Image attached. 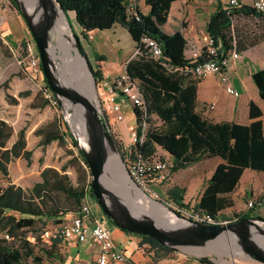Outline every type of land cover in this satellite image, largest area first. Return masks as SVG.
I'll list each match as a JSON object with an SVG mask.
<instances>
[{
  "label": "trees",
  "instance_id": "obj_1",
  "mask_svg": "<svg viewBox=\"0 0 264 264\" xmlns=\"http://www.w3.org/2000/svg\"><path fill=\"white\" fill-rule=\"evenodd\" d=\"M8 1L16 9L13 1ZM171 1L144 0L148 6L147 12L142 13L136 7L135 17L126 12V0H57L66 13L73 11V18L79 27L80 35L91 29L108 28L114 22H118L126 28L134 46L141 35H149L160 45L161 57L164 61L172 65L184 66L186 60L182 56L184 39L181 33L179 31L165 33L160 29ZM237 13L256 17L259 21L255 22V25L261 26L260 31L248 30L244 24L237 25L234 20V15ZM205 29L208 34L220 41L223 51L231 48L238 51L264 38V12H256L250 6L228 10L218 6L209 15ZM79 45L83 51L80 43ZM89 66L95 81L102 78L98 67H93L90 63ZM124 70L135 81L141 92L147 113L154 114L158 120L152 122L150 117L144 119L146 122L144 137L140 142L137 141L130 146L129 157L133 158L137 154L141 158L148 159L156 150L161 149L173 159L174 166L171 171H174L196 161L217 156L221 160L214 164L199 196L191 206L183 201L184 187L177 184L166 187L164 199L175 205L176 208L169 207L176 212H178L177 208L185 207L209 215H215L222 208L232 205L228 193L235 188L242 169L249 167L264 170V136L259 118L260 108L253 101H248L247 114L252 120L247 124L213 121L205 117L201 110L195 109L194 82L179 85V77L188 76L187 74L177 70H167L145 53H134L125 63ZM250 77L259 97L264 100V67L253 70ZM191 80L196 79L191 78ZM7 81L8 78L1 81L0 88L5 90L8 86ZM29 93V89H23L16 95L23 97ZM38 95L40 100L35 102ZM3 97L9 103L17 102V98L6 91ZM47 103L48 100L42 96V93L36 92L29 105L41 107ZM132 112L139 132L141 119L137 108L132 107ZM10 132V124L0 118V171L6 177H8L7 163L10 160L22 157L29 162L31 155V149L25 146L24 127H20L10 145L5 146V140ZM32 132L38 136L37 144L41 150L52 140L58 144L65 141L60 118L52 117L36 126ZM68 136L72 145L77 148L75 141L69 134ZM77 150L87 167L81 152L78 148ZM38 160H41V156ZM68 164L73 162L62 164L59 169L43 166L39 171V180L34 181L28 188L12 182L1 188L0 264H29L28 258L39 263L41 254L54 256V252L43 245L39 247L40 254L34 252L33 248L39 240L35 232L45 223L44 218L41 217L55 218L64 212L75 211L83 198L85 184L89 185L86 178L89 173L87 168L76 162L74 164L76 179L73 182L64 171ZM88 194L92 196L90 187ZM262 198L264 191L255 200L259 202ZM15 213L19 216H15ZM247 214L248 212L245 211L240 217ZM28 231L36 237L35 242L26 239ZM2 233H7L9 238H4ZM57 241L58 238H52L49 246H54ZM141 242L149 244L156 253L159 251L160 256L170 251L168 247L146 235H141ZM198 262L215 264L202 259Z\"/></svg>",
  "mask_w": 264,
  "mask_h": 264
},
{
  "label": "crops",
  "instance_id": "obj_2",
  "mask_svg": "<svg viewBox=\"0 0 264 264\" xmlns=\"http://www.w3.org/2000/svg\"><path fill=\"white\" fill-rule=\"evenodd\" d=\"M1 1L4 2V0H0V2ZM240 2L241 6H250L251 0H240ZM218 6L225 8L226 0H172L167 10L166 19L160 25V29L165 33H172L174 31H179L181 33L184 39L182 46V56L184 57L186 40L193 41L196 45L202 43L203 37L207 34L205 29L206 21L209 15ZM136 7L142 13H146L148 10V6L144 3V0H136ZM0 10V30L2 31V36L11 35L13 38L11 41H13L10 42L11 44H8V48L10 49L12 48L11 46H13V49H16L19 42L25 38L23 37L25 32L21 27V24L15 18L9 16L5 19L6 13L4 6L0 8ZM67 14L68 17L73 20L72 26L75 31L77 30L79 33V27L73 18V11H68ZM234 20L237 25L244 24L248 30L260 31L259 28H261V26L259 25L260 27H257L255 25V22L259 21L256 17L237 13L234 15ZM13 22L15 23V26L13 25ZM260 22L262 24V20ZM16 28H19V32L15 34L14 32ZM80 36L85 39L90 48L89 51H87L83 44H81L83 51L85 50L89 58H95L93 60L94 66L98 67L103 75H105L104 73L108 75V73L116 74L120 72L124 69L127 60L132 56L129 54V51L131 46L134 45V42L126 28L118 22H114L110 27L105 29L88 30L84 35ZM97 56L101 57L98 58ZM261 67H264V38L256 41L248 47L238 50V56L229 61L227 67L228 83L236 91V94L227 92L224 89V84L218 80L215 74L212 73L195 78L196 80L194 81L191 80L192 77L190 76L179 77V85L183 86L187 82H194L195 109L201 110V113L205 117L213 121H230L247 124L252 120L247 114V103L249 100L253 101L261 111L259 118L262 122L264 136V100L259 97L256 86L250 77V73L253 70ZM15 97L17 98V95ZM128 107L131 106L127 101L121 102V110L124 108V110H126ZM122 112L124 117L125 113L124 111ZM130 124H132V121H127L125 123L126 129ZM119 128L120 125L118 123V129ZM34 137L37 141L38 136L36 135ZM119 139H121L123 149L127 151L129 142H126L123 137H120V135ZM212 158L215 159V163L221 160L217 156H213ZM8 163L7 176H10ZM37 180H39V176L34 181ZM9 182L14 183L11 178L8 179V183ZM203 185L197 188L183 186V200L195 202ZM263 191L264 170H255L249 167H244L240 173L235 188L228 193L229 198L232 200V205L222 208L216 214L223 212L225 213V217L238 214L245 210V200L248 198L259 197L263 194ZM241 205L243 208L238 211ZM93 211L100 219L107 223L111 237L119 246L124 248L126 254L125 261L109 262L108 264H205L199 263L197 259L187 254L180 253H177L175 257L170 258L165 262L153 261L147 253L145 254L142 252L140 245L138 246V242H141L140 235L119 229L109 220L105 219L103 213L100 212L98 208L93 207ZM246 212H248L247 216H260L264 218V201L255 203L253 207L246 209ZM61 242L65 243V247L71 249L69 258L67 259L69 264H90L95 260L96 246L92 242L86 240L75 244L71 243L72 245H70L68 241ZM215 264L262 263L247 257L228 256L227 259L220 260Z\"/></svg>",
  "mask_w": 264,
  "mask_h": 264
},
{
  "label": "water",
  "instance_id": "obj_3",
  "mask_svg": "<svg viewBox=\"0 0 264 264\" xmlns=\"http://www.w3.org/2000/svg\"><path fill=\"white\" fill-rule=\"evenodd\" d=\"M12 1L34 41L44 80L61 106L68 133L87 164L92 196L106 219L121 230L149 236L170 250L187 254L197 260L217 263L219 258L225 260L228 256H240L264 264V218L260 216L246 215L225 223H208L182 216L166 206L173 218L183 223L177 226H160L149 214L144 212L134 214L128 209L115 193L117 188L115 176L111 177H114L115 182L104 181L110 155L108 148L115 149L116 146L97 97L95 79L89 62L80 48L68 14L57 0ZM56 7L62 13L65 22L60 33L72 44L71 52H77L82 59L91 90L88 89L84 76H81L82 84L75 86L68 82L61 83L54 70L55 64L49 49L54 42L51 29L55 21ZM79 115L81 120L78 121ZM78 122H81L84 128V143L82 132L77 128ZM126 176L137 186L128 172ZM155 213L158 218L162 217L160 212Z\"/></svg>",
  "mask_w": 264,
  "mask_h": 264
},
{
  "label": "built area",
  "instance_id": "obj_4",
  "mask_svg": "<svg viewBox=\"0 0 264 264\" xmlns=\"http://www.w3.org/2000/svg\"><path fill=\"white\" fill-rule=\"evenodd\" d=\"M240 0H226L225 9L240 7ZM250 7L256 12H264V0H251ZM136 9V0H126L125 10L128 14L134 15ZM186 65L178 66L172 65L164 61L161 57L162 51L158 42L149 35L143 34L139 37L137 44L134 46V53H145L147 56L157 60L167 70L182 72L192 78H199L205 74H215L220 82L224 84V89L236 94V91L228 83L227 67L229 61L238 56V51L231 48L223 51L220 41L206 34L200 45H196L193 41L186 40L185 43ZM11 51L12 48H10ZM15 51H22L16 62L18 64H25L27 68H31L33 74L39 73L44 78L39 65V57L35 48L34 41L30 34L22 39ZM42 96L48 100V103L55 105L57 103L52 92L47 84H44ZM96 93L106 118L108 128L112 138L117 137V124L123 118L121 110V102L127 101L131 107H136L140 120L139 132H137L136 124L127 126V133L129 136V143L127 153H129L130 146L137 141H141L144 137L146 122L144 119L150 117L152 113H147L146 105L141 92L136 83L128 74L122 69L120 72L111 76L96 80ZM154 115V114H153ZM155 116V115H154ZM156 118V116H155ZM61 122V120H60ZM119 138V137H118ZM129 156V154H128ZM130 158V157H129ZM174 166L173 159L163 150L158 149L148 159L141 158L135 155L133 158L127 160V172L131 179L141 188L147 190L148 185L155 181H160L166 178ZM88 173L87 175H89ZM88 182V176L86 177ZM8 183L6 176L0 171V190ZM88 187L85 184L84 195L75 211H67L55 217L60 219L52 227H44L39 232V240L43 242H50L52 238H58L59 241H68V243H78L82 241H90L96 246L95 260L90 264H108L109 262H123L126 260L124 248L119 246L110 235L109 226L105 221L100 219L93 211L92 196L88 194ZM172 206L170 201L164 198L161 200ZM264 201V198L259 202ZM258 201L255 198H248L244 203V209L251 208ZM175 207V206H174ZM176 208V207H175ZM181 209L177 208V210ZM189 213L190 218L208 222V223H225L233 221L240 217L243 212L235 214L230 217H220L218 214L209 215L206 213H197L193 209ZM54 219V218H53ZM4 238H9L7 233L1 234ZM141 236V235H140ZM30 242L36 241L34 235H26ZM145 243V242H144Z\"/></svg>",
  "mask_w": 264,
  "mask_h": 264
},
{
  "label": "rangeland",
  "instance_id": "obj_5",
  "mask_svg": "<svg viewBox=\"0 0 264 264\" xmlns=\"http://www.w3.org/2000/svg\"><path fill=\"white\" fill-rule=\"evenodd\" d=\"M5 7V19L10 17L15 18L18 20V22L21 24V27L23 28L25 34L23 37H27L29 35L28 29L25 25L24 20L22 19L21 15L19 14L18 10L15 9L8 0H4V2H0V8ZM1 13V10H0ZM68 17V16H67ZM68 20L71 24V27L77 37V40L80 44H83V46L86 48L87 51H89V45L86 43L85 39L82 38L78 31L74 29L73 20L68 17ZM13 25L15 26V23L13 22ZM19 32V28L15 29V34ZM127 34V33H126ZM12 36H2V31L0 30V81L8 78L7 81V88L3 90L0 88V118H3L8 124H10L11 132L8 138L5 140L4 145L9 146L10 143L15 138L16 131L20 127H24V137H25V146L26 148L31 149V155H30V161L26 162V160L22 157H16L9 161V172L10 176L6 177V179L11 178L14 182V184L21 185L23 188H28L31 186V184L34 182V180L39 176L40 168L45 166H51L56 169H59L62 164H66L68 162H73V164H68L65 167V172L70 177L71 181H75L76 179V171L74 169V164L76 162H79L81 166L85 167L84 163L82 162L80 158V154L77 150V148L72 145L69 136H68V127L66 126L64 119L62 117V109L61 106L56 103L55 105H52L50 103H47L43 107H32L29 105L30 101L32 100V96L34 93L38 92V94L42 92L44 88V84H46L45 80L42 79V77L39 75V73L33 74V71L31 68H27L25 64H18L16 62L17 57H19L23 52L15 51L12 47L11 51L8 48V44H11ZM56 43L54 42V45ZM84 53L87 57V60L91 65L94 67V59L93 57L89 58L87 53L84 50ZM129 54H134V45L131 46ZM111 59V58H110ZM60 63V61H59ZM107 75L106 73H104ZM114 73H108V76L113 75ZM103 75V73H102ZM103 75V77L105 76ZM96 85V81H94ZM23 89H29L30 93L23 97H17L16 103H9L7 102L4 97L3 93L4 91L15 95L19 90ZM40 100V97H36L34 100L35 102H38ZM132 107H128V109L124 111L125 115L122 118V120L119 121L120 125V131L118 129V136L113 138L114 144L116 146L115 149L108 148V152L112 154H116L121 162V165L127 174V160H129V156L126 150L123 149L121 139L120 137H123L126 142H129V136L127 133V129L125 127V123L127 121H132V124L135 125L134 122V114L131 111ZM52 117L60 118L61 120V129L65 132V141L62 144H58L55 140L50 141L48 144H46L43 147V150H41V147L37 144V141L34 139L36 135L33 134L32 130L50 120ZM150 119L152 122H158V120L155 118V116L152 114L150 115ZM123 130H122V128ZM67 132V133H66ZM120 132V133H119ZM41 156V160H38V157ZM215 159L212 157L205 158L199 161H196L194 163H191L183 168L176 169L169 173V175L160 180L152 182L148 185V189L145 190L141 188L138 184V188L140 187L141 190L151 199V200H158L161 204H163L165 207L168 205L163 203L161 200L165 197L164 190L166 187L171 185L172 183H175L180 186L184 187H200L205 182V179L209 175L210 170L214 166ZM88 178H90V174L87 175ZM139 188V189H140ZM184 201V200H183ZM246 201V200H245ZM90 202L92 203V207L98 208L97 203L95 202L94 198L92 200L90 199ZM188 204V206H191L194 201H184ZM170 204L174 207L175 205L170 202ZM245 206V205H244ZM166 207V208H167ZM242 205L239 207L238 211L241 210ZM190 208L181 207V209L178 210V213L182 216L189 217V213L192 211H189ZM100 211V210H99ZM246 210H243L242 212H245ZM101 212V211H100ZM225 213H218V216L225 217ZM15 216H19L18 213H15ZM104 216V215H103ZM45 223L38 227V230L35 232V234H39L40 230L42 228L52 227L56 222H58L60 219L57 218H50V217H44ZM106 219V217L104 216ZM58 220V221H56ZM26 235H31V233L28 231ZM39 236V235H38ZM39 239V238H38ZM35 242V241H32ZM45 246L46 248H50L54 252L53 257H48L46 255L41 254V260L39 263L34 262L30 260V258L27 259L29 264H69L68 258L70 255L71 249H68L65 247V243L61 241H57L54 246H49L50 242H43L41 240H38V243L34 246V252L36 254H40V246ZM70 245H72L70 243ZM140 245V248L143 253H147L151 260L153 261H160L165 262L170 258H173L177 255L175 251H168L164 253L163 255H158V252L156 253L155 249L150 247L149 244L146 242H138V246ZM71 248V247H70ZM68 249V250H67ZM222 259H217V261H220Z\"/></svg>",
  "mask_w": 264,
  "mask_h": 264
},
{
  "label": "bare ground",
  "instance_id": "obj_6",
  "mask_svg": "<svg viewBox=\"0 0 264 264\" xmlns=\"http://www.w3.org/2000/svg\"><path fill=\"white\" fill-rule=\"evenodd\" d=\"M64 24L63 15L56 7L55 21L51 29V36L56 44L54 45L53 42L49 49L55 64L54 70L61 83L68 82L74 84L75 86L82 84L81 76H84L88 84V89L91 90L90 81L82 59L78 56L77 52H71L70 48L73 47L72 44L60 33V29L63 30ZM79 120H81L80 115L78 121ZM78 124L77 128L82 132V141L84 143V128L82 127L81 122H78ZM116 171L117 174L115 175ZM112 176H115L117 182V188L115 190L116 195L132 213H147L153 218L155 223L160 226H177L183 223L182 221L173 218L172 213L163 204L157 200H151L141 190V188L139 189L138 186L130 182L118 156L110 153L105 168L104 181L106 183H110L112 181L115 182L114 177L111 178ZM155 212H160L162 217L158 218Z\"/></svg>",
  "mask_w": 264,
  "mask_h": 264
}]
</instances>
